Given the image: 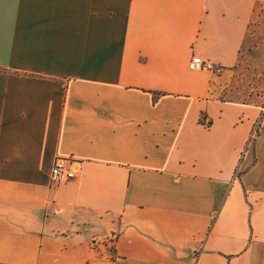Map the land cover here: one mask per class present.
<instances>
[{"label": "crops", "instance_id": "obj_1", "mask_svg": "<svg viewBox=\"0 0 264 264\" xmlns=\"http://www.w3.org/2000/svg\"><path fill=\"white\" fill-rule=\"evenodd\" d=\"M262 11L0 0V264H264V97H224Z\"/></svg>", "mask_w": 264, "mask_h": 264}, {"label": "rangeland", "instance_id": "obj_2", "mask_svg": "<svg viewBox=\"0 0 264 264\" xmlns=\"http://www.w3.org/2000/svg\"><path fill=\"white\" fill-rule=\"evenodd\" d=\"M232 78L226 99L253 102L264 97V11L250 28Z\"/></svg>", "mask_w": 264, "mask_h": 264}, {"label": "built area", "instance_id": "obj_3", "mask_svg": "<svg viewBox=\"0 0 264 264\" xmlns=\"http://www.w3.org/2000/svg\"><path fill=\"white\" fill-rule=\"evenodd\" d=\"M188 68L191 71H199V70H207L212 73L218 74L221 71V68L217 65L211 64L207 61L202 60L200 57L192 56L189 61ZM262 112H264V106L262 107ZM258 124H255L251 136L249 138L250 141L253 139L254 135L257 133ZM73 160L67 158H58L51 169V177L52 180L57 183H64L72 180L75 174V168L72 165ZM238 175V170L235 171V177Z\"/></svg>", "mask_w": 264, "mask_h": 264}]
</instances>
